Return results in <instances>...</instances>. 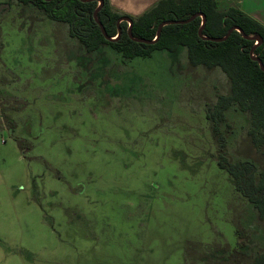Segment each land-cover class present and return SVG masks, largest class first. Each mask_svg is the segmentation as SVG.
<instances>
[{"label":"rangeland","instance_id":"obj_1","mask_svg":"<svg viewBox=\"0 0 264 264\" xmlns=\"http://www.w3.org/2000/svg\"><path fill=\"white\" fill-rule=\"evenodd\" d=\"M111 1L133 14L153 3ZM179 50L82 56L38 7L0 13V264H185L188 247L209 245L228 249L188 264L228 257L234 221L255 215L218 166L206 118L229 79ZM228 115L229 154L242 157L248 119Z\"/></svg>","mask_w":264,"mask_h":264},{"label":"trees","instance_id":"obj_2","mask_svg":"<svg viewBox=\"0 0 264 264\" xmlns=\"http://www.w3.org/2000/svg\"><path fill=\"white\" fill-rule=\"evenodd\" d=\"M17 2L34 5L45 13L46 18L66 24L69 35L80 42L82 56L95 57L100 49L108 46L128 64L136 56L151 57L158 50L176 54L185 46L192 67L203 65L208 70L219 67L226 73L229 88L219 93L216 101L207 104L206 118L217 143L218 166L228 173L233 188L252 205L255 215L250 216L247 223L236 224L234 221L236 244L228 257L218 262L264 264V68L261 64L264 63V23L237 3L226 1L225 6H221L219 0H158L139 14L123 11L111 0H103L102 4L100 0ZM13 5L14 0H0V13H6ZM197 12L200 14L192 17ZM202 13L206 15L203 26ZM189 18L185 22L164 23L158 36L162 22ZM232 27L235 28L228 33ZM130 28L133 35L129 33ZM200 28L203 34L199 33ZM245 34L261 35L263 40L258 42ZM109 88L113 94L118 92L114 84ZM231 109L248 119L245 153L237 158L229 154L230 132L234 128L228 115ZM18 140L23 148L26 139L18 137ZM252 240L258 245L254 255L248 253ZM207 248L208 253L201 248L202 252L192 257L188 247L185 264L190 259H205L206 255L209 263L217 251L228 249L215 245ZM212 249L217 251L212 253Z\"/></svg>","mask_w":264,"mask_h":264},{"label":"crops","instance_id":"obj_3","mask_svg":"<svg viewBox=\"0 0 264 264\" xmlns=\"http://www.w3.org/2000/svg\"><path fill=\"white\" fill-rule=\"evenodd\" d=\"M122 1H129V0H122ZM130 1L135 3L136 5H141L144 4L145 2H153L152 4H154L158 0H130ZM228 1L230 3L232 2L237 3L246 12H248L249 14H251L252 16L256 17L257 19H259L264 23V0H228ZM136 5L133 6L136 7ZM151 5H149L148 7H150Z\"/></svg>","mask_w":264,"mask_h":264},{"label":"water","instance_id":"obj_4","mask_svg":"<svg viewBox=\"0 0 264 264\" xmlns=\"http://www.w3.org/2000/svg\"><path fill=\"white\" fill-rule=\"evenodd\" d=\"M102 3H103V0H100V4H102ZM198 14H200V12L195 13L192 17H195V16L198 15ZM202 15H203V18H204V20H203V24H202V26H203L204 23H205V21H206V15L203 14V13H202ZM192 17H191V18H192ZM126 18H127V17H126ZM191 18H189V19H182V20H167V21L162 22L161 25H160V27H159V29H158V36H159V34H160V32H161V28H162V26H163L164 23L172 22V21H176V22H185V21L190 20ZM129 20H130V24L132 25V20H131V19H129ZM100 24H101V27H102L103 31L106 33V29H105L104 24H103L102 22H100ZM234 28H235V27L230 28V30H229L228 33H230ZM238 28H239V27H238ZM239 29L241 30V28H239ZM119 33H121V28H120V27H119ZM129 33H130L131 35H133V32H132V29H131V28H130V30H129ZM199 33H200V34H203V32H202V28H200ZM106 34H107V33H106ZM245 35L248 36V37H254V38H256V39L258 40V42H260V41L263 40V37H262L261 35H248V34H245ZM113 38H114V37H113ZM261 64H262V67L264 68V63L262 62Z\"/></svg>","mask_w":264,"mask_h":264}]
</instances>
